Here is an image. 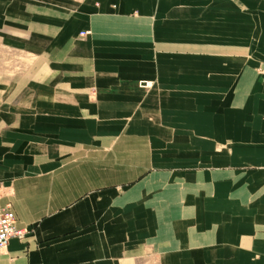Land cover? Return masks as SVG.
<instances>
[{"label":"crops","instance_id":"1","mask_svg":"<svg viewBox=\"0 0 264 264\" xmlns=\"http://www.w3.org/2000/svg\"><path fill=\"white\" fill-rule=\"evenodd\" d=\"M7 204L0 264H264V0H0Z\"/></svg>","mask_w":264,"mask_h":264},{"label":"built area","instance_id":"2","mask_svg":"<svg viewBox=\"0 0 264 264\" xmlns=\"http://www.w3.org/2000/svg\"><path fill=\"white\" fill-rule=\"evenodd\" d=\"M26 235L27 230L16 226V214L11 204L0 205V251L6 248L11 237L24 238Z\"/></svg>","mask_w":264,"mask_h":264},{"label":"rangeland","instance_id":"3","mask_svg":"<svg viewBox=\"0 0 264 264\" xmlns=\"http://www.w3.org/2000/svg\"><path fill=\"white\" fill-rule=\"evenodd\" d=\"M21 59V58H20ZM21 61H23V60H21ZM21 64L19 65V68H22V67H25V65L23 64V62H20ZM24 230H26V229H24Z\"/></svg>","mask_w":264,"mask_h":264}]
</instances>
